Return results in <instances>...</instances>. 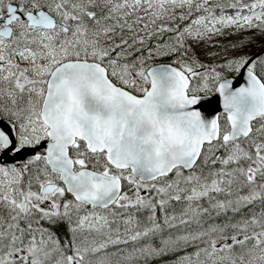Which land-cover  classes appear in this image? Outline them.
Segmentation results:
<instances>
[{
  "label": "snow or ice",
  "instance_id": "snow-or-ice-1",
  "mask_svg": "<svg viewBox=\"0 0 264 264\" xmlns=\"http://www.w3.org/2000/svg\"><path fill=\"white\" fill-rule=\"evenodd\" d=\"M0 264H264V0H0Z\"/></svg>",
  "mask_w": 264,
  "mask_h": 264
}]
</instances>
